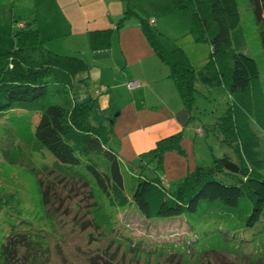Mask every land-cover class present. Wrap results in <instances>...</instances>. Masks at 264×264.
Returning a JSON list of instances; mask_svg holds the SVG:
<instances>
[{
    "label": "rangeland",
    "instance_id": "374dc122",
    "mask_svg": "<svg viewBox=\"0 0 264 264\" xmlns=\"http://www.w3.org/2000/svg\"><path fill=\"white\" fill-rule=\"evenodd\" d=\"M25 2L15 0L14 7L11 6L7 14L4 8H0V51L12 49L14 40L11 24L24 19L30 11ZM258 2L256 10L242 3L241 20L237 31L232 33L231 48L242 51L244 46L243 52L257 61L262 95L257 91L251 98H262L264 101V0ZM142 3L143 0H129V9L133 11L122 10L126 15L125 21H137L138 16L146 17ZM45 4L48 8H43L41 3H33V7L28 3L37 18L35 22L31 18L24 19L27 22L25 27L36 28L43 45L58 53L83 46L85 41L78 33L67 34V38L63 39V34L58 32L64 30L61 24H68L67 19L59 16L58 10L62 12L60 9ZM60 4L64 5L63 10L71 20L78 21L71 15L80 18V14L67 10L68 5L63 0H60ZM150 7L153 13L160 12L159 6ZM44 13L48 16H44ZM190 15L191 10L188 8L165 12L160 28H156L160 43L167 48L181 47L185 58L191 63L189 83L192 96L188 106L181 104L177 89L178 96L173 89L175 85L167 87L165 79L159 81L156 78L152 83L156 86L155 93L161 92V86L165 88V94L173 97L175 93L174 99H168L167 104L150 98L154 96L148 90L154 88L152 84H144L138 79V84L131 89L124 86L121 69H130L131 66L124 63L120 69L119 66L108 64L112 63L111 59H92L89 49L79 50L83 51L81 56L88 64L86 76L77 83L81 85L80 90L85 97L88 94L96 97V105L90 115L92 123L96 124L101 116L103 118L100 106L110 109L118 107L120 110L115 116L117 119L112 122L106 146L112 148L122 161L121 175L127 193H130L137 176L163 175L165 186L172 189L186 172L191 171L196 164L206 163L213 156L226 154L236 159L235 145L239 142L235 128L215 127L219 116L224 114L229 105L231 95L211 61L208 41L196 39L195 33L190 31ZM47 19L57 23L51 26L52 30L46 23ZM38 28L43 33H51V38L42 37ZM111 40L114 41V38ZM33 53L36 54V51ZM99 87L101 90L98 93L96 88ZM143 90L147 97H142ZM74 91L77 95L75 88ZM75 94L73 96L76 99ZM115 113L116 110H113L112 114ZM37 119V113L23 108L0 112V243L10 234L9 224L15 223L14 229L19 231L43 234L45 249L41 264H183L175 257L155 256L143 251L145 243L175 239L182 235L185 223L180 217L146 219L131 202L118 207L109 203L101 193L98 195L95 191L92 194L90 183L71 171L72 168L58 164L54 156L38 142L34 135ZM121 122L122 129L119 130L118 124ZM106 123L105 119V126ZM247 123L258 134L259 149L264 158V133L252 116L248 117ZM171 134L179 135L178 149L164 150L161 161L156 163V158L148 150L157 139ZM98 159L101 157L96 159L97 166L102 167ZM85 163L82 162L83 166ZM81 170L80 167L78 171L83 172ZM129 181L131 185L127 184ZM97 202L102 204L108 225L93 221L90 211ZM122 240L126 242H120ZM140 245L143 246L142 250H136L135 246ZM234 246L238 251L226 250L223 245L203 249L199 251L195 263L188 261L185 264H260L255 263L256 260L248 263V257L242 251L246 252L248 248L250 253L264 254V225L251 235L248 244L239 246L237 242Z\"/></svg>",
    "mask_w": 264,
    "mask_h": 264
},
{
    "label": "trees",
    "instance_id": "16d2710c",
    "mask_svg": "<svg viewBox=\"0 0 264 264\" xmlns=\"http://www.w3.org/2000/svg\"><path fill=\"white\" fill-rule=\"evenodd\" d=\"M125 1L123 12H132L129 0ZM242 3L256 10L259 2L172 0L173 7L191 10L190 31L195 33L196 39L208 41L211 61L231 95V101L215 127L235 128L239 142L235 145L236 159L226 154L213 156L186 172L172 189L165 186L163 175L137 176L133 185L131 181L127 182L131 185L130 193L124 188L122 161L112 148L106 146L114 119L112 111L94 124L90 115L96 105L95 98L88 94L83 99H75L72 94L74 76L86 70L84 58L75 51H52L43 45L36 28L25 27L27 23L23 22L21 26L15 21L12 23L14 45L10 50L0 51V112L17 107L37 113L34 135L38 142L58 164L72 168L71 171L90 183L92 194L95 191L98 195L101 193L118 207L131 202L146 219L180 217L185 223V231L177 238L148 242L144 248L135 246L136 250L143 248L144 253L175 257L183 264L195 263L203 249L223 245L224 249L232 251L238 249L234 243L248 244L251 235L264 225V158L259 149L258 134L247 123L248 117L252 116L264 133V101L251 98L257 91L262 93L257 61L243 52L244 46L242 51L231 48L232 33L237 31L241 20ZM125 16L122 13L117 23ZM138 24L151 50L167 67V75L172 79L181 103L188 106L192 96L191 63L181 47L167 48L160 43L153 16H138ZM89 33L93 48L108 45V27L91 29ZM100 90V87L96 88V92ZM178 136L171 134L155 141L148 151L156 158V163L161 161L164 150L178 149ZM98 156L102 167L96 162ZM83 161L86 162L84 166ZM80 167L83 172L78 171ZM101 206L98 203L90 212L96 224L100 221L105 226L108 221ZM9 225L10 234L0 243V264H41L45 249L43 234L19 231L14 229L15 223ZM246 250L242 253L248 257V263L256 260L255 263L264 264L263 253Z\"/></svg>",
    "mask_w": 264,
    "mask_h": 264
},
{
    "label": "crops",
    "instance_id": "0c3cea01",
    "mask_svg": "<svg viewBox=\"0 0 264 264\" xmlns=\"http://www.w3.org/2000/svg\"><path fill=\"white\" fill-rule=\"evenodd\" d=\"M14 1L15 0L0 1V8H4L5 9L4 12L7 14V11L9 12L11 6L14 7L13 5ZM25 1H26L25 4H27L26 5L27 8H30L29 9L30 11L28 12V14L24 19L31 18V20L35 22L37 15L34 12L32 13L33 9L31 7L34 6L32 4L41 3L43 8H48L47 5L45 4L47 3L48 5L52 6L53 9L56 10L60 9L62 12L58 10L59 16H64L68 21V24H66L65 22L61 24L63 25L64 30L63 31L60 30V32H58L63 34V39L65 40L67 38V34L78 33L81 36V38L85 41L83 46L68 49L64 51V53L71 52V50H73L81 55L83 51L81 52L79 50L89 49L92 59L98 57H100L101 59L108 58L113 60L112 63H108V64L119 66V68L120 66H123V64L125 63V65H129L131 66V68L130 69L120 68L122 71L124 82L130 79L134 81L135 80L138 81L139 79L142 80L144 84H152L154 88L148 90H150L151 91L150 94H153L154 96L151 97L149 95L150 98H155V100L158 99L157 101L165 104H167V100L172 97L171 94H165V88L163 86H161V92L155 93L156 86L152 82L156 81V78H158L157 80L159 81L165 79L164 83L169 88L174 87V83L172 79L167 75V67L165 66V64H163L159 60V58L155 55V53L151 50L150 46L148 45L139 27L138 20L125 21L126 19H122L120 23H117V20L121 16V13H123L122 10L124 9L125 4L127 3L125 0H63L64 3L68 5L67 10H70L71 12L75 11L76 14H80L81 16L80 18H78L79 17L78 15H71L73 19H77L78 21H74L70 19L68 14L63 10L64 5L60 4V0H25ZM145 2H148V4L146 5ZM28 3L30 4L31 7L28 6ZM142 4L145 7L144 9L146 12L145 13L146 16L150 15L154 17V25L157 28H160L163 21V15L165 12L170 11L171 13L174 11L177 12L181 10L173 7L172 0H143ZM151 5L159 6L160 12L153 13V8L150 7ZM44 16H48V14L44 13ZM24 19H19V21H22L23 23H27L26 20ZM46 23L49 26L50 30H52L51 26L57 25L56 22L48 21V19L46 20ZM117 24H119L120 26L118 27ZM105 25H108L106 27L109 28L108 45L104 47L93 48L90 42L89 30L96 29L97 26H105ZM38 30L39 32H41L39 28ZM40 34L42 37H46V39L51 38L50 37L51 33L49 32L47 33L41 32ZM112 37L114 38V41L111 40ZM159 62L161 64H159ZM85 63L87 69L88 63L86 62V60ZM85 76H86V70L76 74L73 78V81L71 82L72 94H75L74 91L75 88L77 90V95L75 94L77 96V99L85 98L84 92L80 90L81 85L77 83L83 80ZM124 86L126 85L124 84ZM138 87L139 86H137V88ZM173 89L175 90V93L178 96L175 87ZM144 91L145 90L141 92V95L143 94ZM175 93L173 94L172 97L173 99L175 97ZM146 95L147 94H143L142 97H145ZM131 96L133 95L131 94ZM100 108H101L100 112L102 115H108V113H110L109 111L116 110V113L113 115L114 117L113 123H114V121L117 119V117L115 116L120 112L118 107H114L113 109H110L111 107L104 108L100 106ZM121 124L122 122L118 124L119 130L122 129ZM121 145L122 143L121 141H119V146Z\"/></svg>",
    "mask_w": 264,
    "mask_h": 264
},
{
    "label": "built area",
    "instance_id": "2783aa9c",
    "mask_svg": "<svg viewBox=\"0 0 264 264\" xmlns=\"http://www.w3.org/2000/svg\"><path fill=\"white\" fill-rule=\"evenodd\" d=\"M16 24L17 25H21L22 24V21H16ZM138 84V82H136V80H129L126 82V85L129 87V88H132L133 86H136Z\"/></svg>",
    "mask_w": 264,
    "mask_h": 264
}]
</instances>
